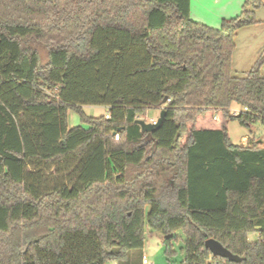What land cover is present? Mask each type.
Instances as JSON below:
<instances>
[{"label": "trees", "instance_id": "trees-1", "mask_svg": "<svg viewBox=\"0 0 264 264\" xmlns=\"http://www.w3.org/2000/svg\"><path fill=\"white\" fill-rule=\"evenodd\" d=\"M261 5L214 28L191 0H0V264H123L148 228L168 245L183 231L181 264H264V144L228 131L264 125V48L233 73ZM152 108L164 119L144 131Z\"/></svg>", "mask_w": 264, "mask_h": 264}, {"label": "rangeland", "instance_id": "rangeland-1", "mask_svg": "<svg viewBox=\"0 0 264 264\" xmlns=\"http://www.w3.org/2000/svg\"><path fill=\"white\" fill-rule=\"evenodd\" d=\"M252 6L250 7V9ZM258 18L263 23L244 28L239 31L236 38V49L233 54V73L237 76L246 75L254 66L259 53L264 48V8L258 12ZM43 62L47 61V50H41ZM264 75V65L262 66ZM83 109L87 115L101 116L106 113L107 108L104 105H84ZM241 107L237 103L231 106V112L240 111ZM161 110L152 108L147 111L144 120L152 123L158 119ZM68 124L75 126L81 124L80 115L74 110L68 112ZM230 138L234 143L246 145L249 139H259L264 144V125L261 122L256 123L252 130L241 125L238 121H231L228 124ZM60 179L59 172L53 166L51 170L45 173V180L49 185H55ZM177 237L172 239L170 245L165 242V235L159 231L148 228L146 231L145 245L143 249L130 252L129 259L123 264H144L143 255L148 258V264H181L185 258L184 247L186 236L182 230L176 231ZM259 234L249 233L250 240H256ZM106 264H119L116 260H108Z\"/></svg>", "mask_w": 264, "mask_h": 264}, {"label": "crops", "instance_id": "crops-1", "mask_svg": "<svg viewBox=\"0 0 264 264\" xmlns=\"http://www.w3.org/2000/svg\"><path fill=\"white\" fill-rule=\"evenodd\" d=\"M258 1L262 4L255 10V16L259 22L250 27L263 23V21L261 22L258 18V12L264 8V0ZM245 2L246 0H191L190 15L191 18L197 22L206 24L210 27L220 28L224 19L233 18L241 13ZM107 112L108 110H106V113ZM68 126L69 129H71L77 125L70 126L68 124Z\"/></svg>", "mask_w": 264, "mask_h": 264}, {"label": "water", "instance_id": "water-1", "mask_svg": "<svg viewBox=\"0 0 264 264\" xmlns=\"http://www.w3.org/2000/svg\"><path fill=\"white\" fill-rule=\"evenodd\" d=\"M165 116V112L162 111L159 119L158 124H160ZM136 122L142 127L144 131H149L154 128V124L146 122L144 119H137ZM172 237V234L166 235L165 239H170ZM206 248L210 249L214 255L221 256L224 258H227L229 261L232 262H240L241 257L239 255H236L232 253L230 250H228L226 247L222 245L218 240L214 238H209L205 241Z\"/></svg>", "mask_w": 264, "mask_h": 264}, {"label": "built area", "instance_id": "built-area-1", "mask_svg": "<svg viewBox=\"0 0 264 264\" xmlns=\"http://www.w3.org/2000/svg\"><path fill=\"white\" fill-rule=\"evenodd\" d=\"M238 113H239V111H237V112L235 111L233 114H238ZM105 116H106V118H110L111 117L110 113H108V112L106 113ZM152 124L156 125L157 124V120H153ZM115 138L118 139L119 136H116ZM143 263L144 264H148V258H147L146 255H143Z\"/></svg>", "mask_w": 264, "mask_h": 264}]
</instances>
